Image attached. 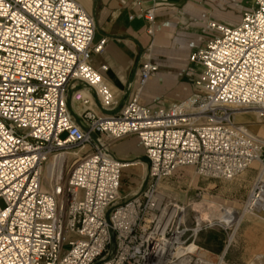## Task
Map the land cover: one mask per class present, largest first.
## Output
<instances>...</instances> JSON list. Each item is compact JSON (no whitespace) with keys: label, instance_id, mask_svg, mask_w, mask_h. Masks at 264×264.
<instances>
[{"label":"built area","instance_id":"obj_1","mask_svg":"<svg viewBox=\"0 0 264 264\" xmlns=\"http://www.w3.org/2000/svg\"><path fill=\"white\" fill-rule=\"evenodd\" d=\"M154 16L144 13L150 35ZM206 28L211 36L188 57L197 74L187 99L153 108L141 102L157 70L144 53L116 115L90 111L83 92L72 94L77 124L66 104L71 84L90 90L106 111L119 105L90 65L106 42L93 41V15L74 0H0V264H150L173 244L167 264H190L182 249L192 244L183 246L213 223L200 228L191 216L194 228H186L182 209L157 191L185 167L230 182L258 163L241 208L215 223L229 237L241 216L264 214V140L234 121L235 112L253 110L264 124V0L234 24ZM128 136L143 148L147 181L125 199L122 173L131 163L110 156L109 146ZM61 155L65 163L49 167Z\"/></svg>","mask_w":264,"mask_h":264},{"label":"crops","instance_id":"obj_2","mask_svg":"<svg viewBox=\"0 0 264 264\" xmlns=\"http://www.w3.org/2000/svg\"><path fill=\"white\" fill-rule=\"evenodd\" d=\"M74 1L94 17V43L103 38L106 40L102 51L91 56L90 65L100 71L118 104L124 99L123 89L132 76L136 61L142 54L149 53L157 70L147 81L140 97L150 108L159 107L155 103L165 100L182 102L191 95L184 71L189 55L211 36L206 28L208 21L231 24L239 18L242 10H228V6L233 4L243 9L254 7V0H251L250 5L245 0ZM150 9L155 11L151 35L147 33L149 24L144 18V13ZM101 67H105L106 71H101ZM136 78L135 70L133 82ZM69 90L73 94L76 91L83 92L90 99L89 110L97 113L90 90L85 87L77 90V83L71 84L66 94ZM70 106L76 115L81 112L78 103L71 100ZM109 155L131 163L128 180L122 183L120 194L125 199L135 196L142 188L147 171L139 140L134 136L117 140L110 144Z\"/></svg>","mask_w":264,"mask_h":264},{"label":"rangeland","instance_id":"obj_3","mask_svg":"<svg viewBox=\"0 0 264 264\" xmlns=\"http://www.w3.org/2000/svg\"><path fill=\"white\" fill-rule=\"evenodd\" d=\"M245 3L250 5L251 0H245ZM226 9L232 11L243 10V8L233 4ZM237 21L238 19L231 24ZM196 74L197 70L187 60L184 79L190 87V94L195 92L193 82ZM141 102L146 105L143 99H141ZM172 103L175 102L165 100L155 103V105L165 106ZM249 125L255 127H248ZM245 126L249 132L255 135L257 134L254 133V129H264V124H257L256 118L248 120V124H245ZM258 137L264 140L263 135H258ZM74 152L82 153L83 150ZM67 160L70 164L72 158L68 156ZM129 169L123 171L122 183L128 180L127 173ZM257 170H259V165L252 163L247 171L234 180L225 182L200 178L192 168L185 167L177 170L170 178L158 184L157 191L165 195L168 201L177 204L182 209L183 223L186 228H194V221L191 216L198 219V221H202L203 224H206L210 219L213 223L211 227L201 229L193 240L189 238L183 246L186 247L192 244L193 248L199 251L198 255H194L193 252L188 253V257L191 258L190 264H199V261L212 264H264V214L254 213L241 216L235 225L231 227V231L228 233L229 237L215 223V220L223 213L222 209L236 211L241 208ZM123 201H118L117 205H120ZM2 206L3 204L0 202V207ZM191 209L197 210V213L191 212ZM201 226L202 224H199L200 228ZM227 240H229V244L225 246ZM197 259L199 261H196Z\"/></svg>","mask_w":264,"mask_h":264},{"label":"bare ground","instance_id":"obj_4","mask_svg":"<svg viewBox=\"0 0 264 264\" xmlns=\"http://www.w3.org/2000/svg\"><path fill=\"white\" fill-rule=\"evenodd\" d=\"M255 117H257V112L256 111H253V110H251V111H238V112H235L234 113V121L236 123H244L246 125L248 124V120L253 119ZM257 119H258V117H257ZM258 122H259V120H258ZM248 127H255V126L249 125ZM254 131H255L254 133H256L257 135H263L264 136V129H256V130L254 129ZM68 154L70 155L71 152L69 151ZM65 160H66V156L61 155L58 162H56V161H53V162L52 161H49L48 162V165L51 168L53 167L54 169L55 168L59 169L60 168V165L63 162L65 163ZM222 210H223V213H225L226 211L227 212L230 211V210H227V209H222ZM191 212L197 213V210L191 209ZM223 213L216 219V222L217 223H222V222H224V221L227 220V218H225L226 213L225 214H223ZM197 221H198V219H197ZM197 223L198 224H201L202 221L199 220ZM182 250L183 251H190V252H193L194 254H197V255L199 254V251L197 249L193 248L192 245L191 246H188L186 248H183ZM173 251H174V244L167 246L166 249H164V250L158 252L156 255H154V258H153V260H152V262L150 264H167L166 261L168 259H170V257H173L174 256L173 255ZM188 261H189L188 259H184V260L178 262L177 264H188L189 263ZM198 263L199 264H212V263L205 262V261H199Z\"/></svg>","mask_w":264,"mask_h":264},{"label":"water","instance_id":"obj_5","mask_svg":"<svg viewBox=\"0 0 264 264\" xmlns=\"http://www.w3.org/2000/svg\"><path fill=\"white\" fill-rule=\"evenodd\" d=\"M138 59H139V58H138ZM137 61H138V60H137ZM137 61H136V63H135V67H134V70H133L132 76H131V78H130L129 81H128V84H129V85L133 82V74H134V72H135V70H136V64H137ZM83 87H84V86H83L82 84H79V83L77 84V90H81ZM72 94H73V91H70V90H69L68 93H67V95H66V104H67V107H68V109H69V112H70L71 116L74 118L75 122H76L77 124H80V119L77 117V115H76L75 113H73V111H72V109H71V106H70V101H71V96H72ZM123 95H124V99L121 101V103H119V105H118L116 108H114V109L111 110V111H106V110L102 109V108L98 105V103L96 102L95 98H94V101H95L96 107L98 108V110H99L102 114H104V115H106V116H113V115H116V114L119 112L120 107L124 104V102H125L126 99L128 98L129 91L126 90L125 93H124ZM82 129L85 130L83 126H82ZM92 138L94 139V136H92ZM146 181H147V178L144 179L141 190L144 188V186H145V184H146ZM109 213H110V211L107 212L106 217H108ZM112 247H113V239H112V244H111V250H112Z\"/></svg>","mask_w":264,"mask_h":264}]
</instances>
